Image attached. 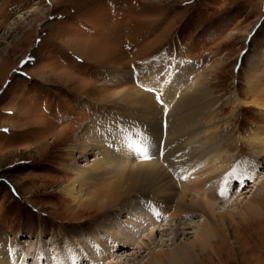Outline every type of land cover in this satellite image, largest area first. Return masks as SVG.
I'll list each match as a JSON object with an SVG mask.
<instances>
[{"label":"rangeland","instance_id":"rangeland-1","mask_svg":"<svg viewBox=\"0 0 264 264\" xmlns=\"http://www.w3.org/2000/svg\"><path fill=\"white\" fill-rule=\"evenodd\" d=\"M253 69L263 86L264 0H0V264H22L26 253L23 264H93L86 246L101 217L89 199L68 195L78 184L63 167L89 165L94 150L79 154L115 129L135 162L158 161L168 172L214 155L231 158L227 172L210 177L208 195L232 222L212 234L193 264H264V155L250 145L264 112L246 107L264 96L252 92ZM167 97H175L168 109ZM151 120L164 132L184 125L198 135L163 142L158 129L146 134L142 125ZM161 143L171 154L178 143L172 155L180 161L169 169ZM71 145L78 153L68 152ZM253 170L259 175L251 178ZM219 189L229 192H218L223 200ZM254 195L247 216L242 206ZM199 215L176 245L197 240ZM168 219L160 224L172 225ZM172 238L158 236L167 241L157 249L165 252L161 264L170 263ZM150 258L145 252L119 261Z\"/></svg>","mask_w":264,"mask_h":264},{"label":"bare ground","instance_id":"bare-ground-1","mask_svg":"<svg viewBox=\"0 0 264 264\" xmlns=\"http://www.w3.org/2000/svg\"><path fill=\"white\" fill-rule=\"evenodd\" d=\"M257 66L258 65H256V67ZM255 71L256 70L249 76L250 87L252 92L261 93L264 96V84L262 83L263 86L259 87L261 84L256 81ZM165 101L167 102L164 108L168 109L172 101L174 105L175 97H167ZM188 101L189 103H194L196 99L190 98ZM250 106L258 107L264 112V98L261 100L255 98L253 102L246 104V107ZM172 108L175 110L173 113L179 110L177 105ZM149 110L150 108L147 106V110L143 111V115L149 116ZM146 124L145 126L142 125L143 128L149 130L146 134L150 137L151 133L153 136V134L155 135L154 128L158 129V136L160 135V137L163 138V142L165 140V142H167L169 138L171 139V137L175 135L182 138L183 135H194L197 131V129H192L190 126L187 127L189 131L185 130L186 126L184 125L176 126V129L170 128L169 131L168 126V131L166 127L165 134L164 127H162V124L159 123L158 120H151ZM180 127L182 128L177 130ZM120 131V129H115L111 134L106 135L100 143L98 142L91 147L92 149L89 148L85 154H79L78 159H85L87 158L88 151L94 150L93 152L91 151V153L95 154V157L93 160L89 161V165H64L63 167L64 171L75 175L76 184L81 188L78 189V186L73 185L68 195L78 201L84 200L86 197L89 199L86 204L89 208L96 209L101 217V219L95 222V227L99 229V234L94 237L90 245L87 244L86 246L87 250L90 251L92 255L90 260L93 261V264H124L119 261L122 257L134 258L137 260V258L141 257L145 252H148L152 260H148L144 264H161L160 259L165 255V252L162 253V250L157 249L167 246L165 244L167 241L158 239V236H173L170 246L176 245L179 237L191 234V232L188 231L191 227L188 220L200 214L199 216L203 217V221L197 233V240L190 245L186 243L182 245L177 244L170 256V263L168 264L195 263L197 259H201L205 256V250L212 234L214 232L216 233L223 224L232 222L233 217H227L223 215V213L220 215V213L217 212L219 208L218 202L211 201L208 195L211 189L209 185L214 184V180L210 179V177L219 173L222 174L225 171L227 172L228 160H231V158L225 156V160V157L216 158V155L210 158H201L197 164L184 163L185 167H188V170L184 171L183 169V172L176 174L172 169H170L169 172L166 171V169L159 164L160 162L157 163L158 161L149 163L135 162L132 154L134 152L125 148L124 145H120ZM117 132L119 135L116 136L115 133ZM260 133L264 135V128L259 131L258 135L255 137L256 140L254 143H250V145L253 146L251 148L260 152L261 155H264V136L260 137ZM120 137L124 143L125 136L121 134ZM138 138H141V136ZM180 139L177 138V140ZM177 144L174 146L171 144L172 154L179 151L177 149ZM84 145L87 144L85 143ZM159 147L158 154L164 153L163 162L166 163L168 169L180 161L175 155H172L168 151L166 146L164 147V144L161 143ZM215 148L216 146L213 147V151L219 150L218 147ZM76 150L78 151V146L71 145L68 147V152L78 153ZM193 169H196V172L188 179L189 175L192 173L189 171ZM250 174L251 178L259 175L254 170L250 171ZM238 176H240L242 181L246 178V175H243V173H238ZM83 187L90 188V191L86 194L84 189H82ZM74 190H76L77 193L76 197L74 196ZM220 190L222 191V189L216 191L219 197L216 199L223 200L218 194ZM222 192V198H226L229 195V192ZM231 192V194H235L232 189ZM255 195L246 205L242 206V210L247 216L251 214L254 206L253 203L256 200ZM212 196L214 197V195ZM139 200L142 205L137 208L135 203H138L136 201ZM157 211L161 213V216H158L159 214ZM217 213L219 215H217ZM110 215H114L115 218L111 219ZM164 216L169 217L168 222L172 225L160 224V218ZM182 216L184 218L180 220ZM131 223H133V225L128 226V224L130 225ZM143 233H147V235L141 238ZM79 241L80 240H77L78 243ZM132 247L135 252L132 251V253L129 254L128 251ZM27 257L28 253L19 255V262L23 264ZM134 259L128 260L135 262L136 260ZM141 264L143 263L141 262Z\"/></svg>","mask_w":264,"mask_h":264}]
</instances>
